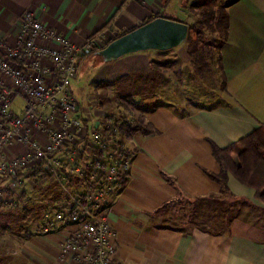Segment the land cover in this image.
<instances>
[{
	"label": "crops",
	"instance_id": "0c3cea01",
	"mask_svg": "<svg viewBox=\"0 0 264 264\" xmlns=\"http://www.w3.org/2000/svg\"><path fill=\"white\" fill-rule=\"evenodd\" d=\"M169 1L0 0V41L12 42L23 13L32 10L39 22L75 44L98 32L110 42L148 19L177 16L182 21L178 13L168 15ZM226 13L219 71L225 91L219 85L206 95L204 104L172 98L159 81L165 57L178 53L185 62L191 58L190 46L183 48L186 40L168 51L148 50L105 62L115 71V79L142 74L140 85L152 90L140 95L128 92L137 102L130 110L131 119L141 118L146 126L129 140L138 155L129 179L109 205L118 264H264V203L229 173V193L224 194L207 175L219 171L211 144L228 147L264 124V0H237ZM88 55L81 56L78 66ZM6 185L7 180L0 178V191L12 205H21L22 188L14 194ZM64 199L57 198L37 216L28 207L23 220L28 214L33 218L26 229L23 224L12 230L6 228L9 224L0 227V264H74L68 257L60 259L61 234L40 231L42 212ZM1 203L2 198L0 218L12 209ZM209 219L228 223L211 227L206 224Z\"/></svg>",
	"mask_w": 264,
	"mask_h": 264
},
{
	"label": "built area",
	"instance_id": "2783aa9c",
	"mask_svg": "<svg viewBox=\"0 0 264 264\" xmlns=\"http://www.w3.org/2000/svg\"><path fill=\"white\" fill-rule=\"evenodd\" d=\"M106 43L98 32L75 44L32 10L23 13L12 42L0 41V178L15 194L24 174L39 168L61 186L66 197L42 212L40 231L61 234L60 259L74 264H118L109 205L138 155L119 131L122 121L133 126L130 111L118 119L97 109L82 117L70 93L78 58ZM67 181L79 192L69 191ZM0 198L5 207L13 203L1 191Z\"/></svg>",
	"mask_w": 264,
	"mask_h": 264
},
{
	"label": "rangeland",
	"instance_id": "374dc122",
	"mask_svg": "<svg viewBox=\"0 0 264 264\" xmlns=\"http://www.w3.org/2000/svg\"><path fill=\"white\" fill-rule=\"evenodd\" d=\"M185 0H170L167 7L170 9L171 16L179 14V18L176 16V20L187 23L189 25L196 23L199 18L197 12H192L188 9L180 10L182 2ZM195 0H187V5H190ZM230 0H216L211 4L215 16L217 15V9L223 4H226ZM187 8V7H186ZM214 18L210 19L209 23L212 24V28L207 27L205 30V40L206 44L211 47V52L206 49L200 52L201 58L206 60L207 66H201V62L194 60L192 57L188 62H185L180 58L178 53L175 55H170L165 57L166 65L163 66V75L159 81L163 85L164 93L170 95L172 98L179 99L180 102H188L204 104L206 101V95H211L215 92L216 87L220 85L219 78V66L218 61L215 58V41L220 38V30L216 28L214 24ZM190 45L186 43L183 47L188 48ZM106 63L95 54H89L84 61L77 66L76 77L70 83V93L76 100L79 106V114L82 117H87L96 115V109L107 111L110 114H116V98L122 95H128V92L134 95H140L142 93H151V87L144 89L140 85V81H144V75L142 74H132L120 77L117 76L115 79L114 72L110 70L109 67H105ZM118 74L122 73L120 70L116 71ZM110 73L112 76L110 77ZM158 74V73H157ZM148 77V74L146 75ZM113 78L115 79L114 81ZM96 83L98 85H96ZM146 93V94H149ZM166 95V96H167ZM138 98L137 96H134ZM17 105H20L21 101L16 100ZM96 102L98 105L93 111H91L92 103ZM203 102V103H201ZM95 111V112H94ZM29 178L24 177L22 190L24 191V196L22 198V204L15 202L13 205H18L17 207L11 206L12 209L4 211L5 215L0 218V227L6 224L9 226H4L7 229H15L19 224H23L22 229L28 228L32 223V216L29 218L25 217L23 220V215L28 213L27 209L30 207L31 211L35 216L39 215L44 208H47L49 204L55 201L57 198H65V192L62 190L61 186L50 176L45 174L39 177ZM65 185V183H64ZM69 191L73 190L65 185ZM21 190V189H20ZM27 204V205H25ZM20 206V207H19ZM22 206L23 212H20ZM22 217V220H20ZM32 217V218H31Z\"/></svg>",
	"mask_w": 264,
	"mask_h": 264
},
{
	"label": "trees",
	"instance_id": "16d2710c",
	"mask_svg": "<svg viewBox=\"0 0 264 264\" xmlns=\"http://www.w3.org/2000/svg\"><path fill=\"white\" fill-rule=\"evenodd\" d=\"M215 1L216 0H195L190 5L186 6L187 0H185L182 2L181 7H187L186 9H189L192 12L195 11L199 15L196 23L189 25V32L186 41L190 45V49L188 51L190 57H194V60L200 61L201 66H207V62L201 58L200 52H203L206 49L209 50L208 52H211L212 50L209 44L207 45L204 42V38L206 35V28H212V24H210L209 21L211 18H214L213 25H215L216 28L221 32L220 38L214 42L216 53L215 58L218 61L219 71H222L220 49L227 37L228 15L226 13V8L235 3L237 0H230L226 4L220 6V8L217 9L218 11L216 16L213 8H211V4ZM148 21H150V19L146 20L144 23ZM125 33L127 32H123L119 36ZM96 51L97 50H93L88 54H95ZM81 58V56L78 58L77 63L81 60ZM220 79V90L225 91V79L223 76H221ZM136 106L137 102L134 100L133 96H119L116 98V107L118 111L116 114L111 115L118 119L122 110L130 111ZM131 122L133 126H128L126 121H122L121 125H119V131L125 140H131L136 133L144 131L146 126L141 118L133 119ZM211 149L212 155L218 163L219 171L217 173L209 172L207 175L211 180L217 182L220 185V193H229V190L226 186L227 174L229 173L242 185L252 188L254 190L255 199L264 203V124L260 125L256 130L237 140L228 147L219 148L211 144ZM42 174L48 176V174H46V172L43 170L35 168L26 172L24 177L37 178ZM67 185L73 190V192L76 190L72 185V182L67 181ZM232 198L233 196L230 195V199ZM207 201L212 202L213 198L209 196L206 198V204ZM210 206V204L206 205V207L209 208ZM221 223L228 222L217 221L214 219L206 220V224L210 225L211 227H216L221 225Z\"/></svg>",
	"mask_w": 264,
	"mask_h": 264
},
{
	"label": "water",
	"instance_id": "95a60500",
	"mask_svg": "<svg viewBox=\"0 0 264 264\" xmlns=\"http://www.w3.org/2000/svg\"><path fill=\"white\" fill-rule=\"evenodd\" d=\"M188 32L189 26L183 22L157 17L110 41L95 55L110 62L132 53L168 51L179 47Z\"/></svg>",
	"mask_w": 264,
	"mask_h": 264
}]
</instances>
